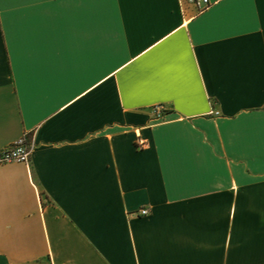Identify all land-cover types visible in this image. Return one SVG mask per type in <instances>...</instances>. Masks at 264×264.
I'll use <instances>...</instances> for the list:
<instances>
[{
  "label": "crops",
  "instance_id": "obj_1",
  "mask_svg": "<svg viewBox=\"0 0 264 264\" xmlns=\"http://www.w3.org/2000/svg\"><path fill=\"white\" fill-rule=\"evenodd\" d=\"M211 2L0 0V264H264V0Z\"/></svg>",
  "mask_w": 264,
  "mask_h": 264
},
{
  "label": "built area",
  "instance_id": "obj_2",
  "mask_svg": "<svg viewBox=\"0 0 264 264\" xmlns=\"http://www.w3.org/2000/svg\"><path fill=\"white\" fill-rule=\"evenodd\" d=\"M183 2H188L193 5L199 13L207 10L211 5V0H180ZM147 145V141L140 139L138 146L144 148ZM36 150V143L34 136L31 134H25L23 137L0 150V165H5L8 163H25L30 164L32 156ZM141 215H148V209H141Z\"/></svg>",
  "mask_w": 264,
  "mask_h": 264
}]
</instances>
